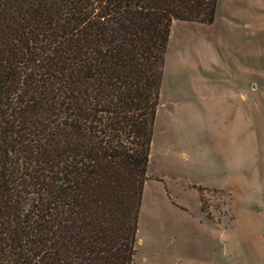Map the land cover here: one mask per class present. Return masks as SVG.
<instances>
[{
    "label": "trees",
    "instance_id": "trees-1",
    "mask_svg": "<svg viewBox=\"0 0 264 264\" xmlns=\"http://www.w3.org/2000/svg\"><path fill=\"white\" fill-rule=\"evenodd\" d=\"M217 3L0 0V264H133L170 27Z\"/></svg>",
    "mask_w": 264,
    "mask_h": 264
},
{
    "label": "rangeland",
    "instance_id": "rangeland-1",
    "mask_svg": "<svg viewBox=\"0 0 264 264\" xmlns=\"http://www.w3.org/2000/svg\"><path fill=\"white\" fill-rule=\"evenodd\" d=\"M148 170L133 264H264V0L172 23Z\"/></svg>",
    "mask_w": 264,
    "mask_h": 264
}]
</instances>
